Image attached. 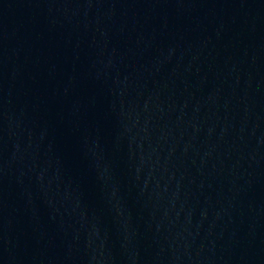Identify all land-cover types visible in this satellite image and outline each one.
Returning <instances> with one entry per match:
<instances>
[{"label": "water", "instance_id": "obj_1", "mask_svg": "<svg viewBox=\"0 0 264 264\" xmlns=\"http://www.w3.org/2000/svg\"><path fill=\"white\" fill-rule=\"evenodd\" d=\"M0 264H264V0H0Z\"/></svg>", "mask_w": 264, "mask_h": 264}]
</instances>
